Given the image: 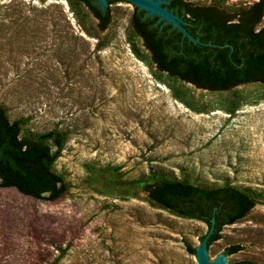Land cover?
<instances>
[{"label":"rangeland","instance_id":"rangeland-1","mask_svg":"<svg viewBox=\"0 0 264 264\" xmlns=\"http://www.w3.org/2000/svg\"><path fill=\"white\" fill-rule=\"evenodd\" d=\"M198 1L235 11L254 0ZM108 7L101 29L78 0H0V105L29 118L21 135L64 132L52 169L67 184L55 201L0 187V264H197L206 223L152 203L145 179L255 198L210 253L240 245L229 262L264 264V82L172 79L131 27L133 5Z\"/></svg>","mask_w":264,"mask_h":264},{"label":"trees","instance_id":"trees-1","mask_svg":"<svg viewBox=\"0 0 264 264\" xmlns=\"http://www.w3.org/2000/svg\"><path fill=\"white\" fill-rule=\"evenodd\" d=\"M78 1L90 9L101 29L107 26L108 6L102 10L92 0ZM114 2L110 0L108 4ZM137 9L134 6L130 25L141 37L156 68L172 79L219 91L264 82V24L257 28L263 17L264 0L240 9L238 19L218 5L188 6L185 18L191 25L187 28L199 39L198 43L183 37L175 27L168 32L166 26L153 25V19L144 16V9H138L140 12ZM28 120V117L10 120L0 105V187L14 188L33 199L55 201L67 191L63 175L52 169L65 134L52 129L21 135V127ZM139 186L155 205L178 216L200 220L208 228L212 225L208 245L220 238L224 225L242 218L257 202L230 185L201 187L185 179H145L139 181ZM187 248L194 252L189 245ZM239 249L240 245H230L224 252L228 255ZM229 264L251 262L240 260Z\"/></svg>","mask_w":264,"mask_h":264},{"label":"water","instance_id":"water-1","mask_svg":"<svg viewBox=\"0 0 264 264\" xmlns=\"http://www.w3.org/2000/svg\"><path fill=\"white\" fill-rule=\"evenodd\" d=\"M128 3L136 6L138 9H144V16L157 15V22L164 20L165 23H170L172 27L177 28L182 32V36H187L189 40L198 43L200 42L198 38L194 37L188 32V30L183 25L181 17L173 14L171 11L167 10L166 7L161 6V0H126ZM95 3L100 9L104 10L108 5L107 0H96ZM211 44V43H208ZM215 45V44H212ZM46 194V193H45ZM213 219L211 222L213 224ZM213 226L208 228L207 233L203 236L201 244L195 248L197 264H229L230 262L226 258L225 252H222L215 259L211 260L210 244H207L209 235L211 234Z\"/></svg>","mask_w":264,"mask_h":264},{"label":"flooded vegetation","instance_id":"flooded-vegetation-1","mask_svg":"<svg viewBox=\"0 0 264 264\" xmlns=\"http://www.w3.org/2000/svg\"><path fill=\"white\" fill-rule=\"evenodd\" d=\"M92 1L95 2L96 0H92ZM109 1L110 0H107V3ZM114 1H125V2H127L126 0H114ZM161 1H162L161 4H160L161 6L166 7L167 10L171 11L173 14H175L178 17L182 18L183 25L185 26V28L187 30H188L187 26L191 25L189 20L185 18V16L188 15L187 12H186L187 11L186 9L188 8V6L211 5V4L216 5V3H207V4L199 3L198 0H161ZM258 1H260V0H254L253 2H250L249 5H251V4L255 3V2H258ZM133 11H134V5H133ZM140 11L141 10H138V12H140ZM224 11L227 14H232L236 19L239 18L240 9L235 10V11H228V10H224ZM143 13H144V11H143ZM131 16H132V14H131ZM149 17L153 19V25H159L160 28L166 26L168 32H170L172 29H175L170 24L165 23L164 20H161V21L157 22V20H158V16L157 15H153V16H149ZM143 18H145V17L142 15V19ZM130 21H131V17H130ZM232 21H234V20H231V22ZM257 28H258V26H257ZM188 32H189V30H188Z\"/></svg>","mask_w":264,"mask_h":264}]
</instances>
